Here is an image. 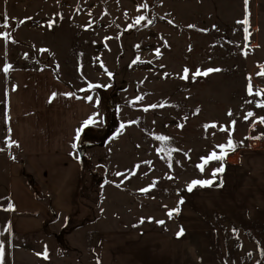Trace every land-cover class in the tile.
<instances>
[{
  "label": "rangeland",
  "instance_id": "374dc122",
  "mask_svg": "<svg viewBox=\"0 0 264 264\" xmlns=\"http://www.w3.org/2000/svg\"><path fill=\"white\" fill-rule=\"evenodd\" d=\"M245 19V0H0V264H185L211 239L223 248L228 231L229 259L262 264L264 147L249 142L264 141V96L248 86L264 90V0H248ZM198 69L219 71L193 78ZM30 70H50L92 106L72 149L75 206L48 199L7 143L8 90ZM229 132L235 149L201 171Z\"/></svg>",
  "mask_w": 264,
  "mask_h": 264
},
{
  "label": "crops",
  "instance_id": "0c3cea01",
  "mask_svg": "<svg viewBox=\"0 0 264 264\" xmlns=\"http://www.w3.org/2000/svg\"><path fill=\"white\" fill-rule=\"evenodd\" d=\"M59 79L61 81L50 70L17 73L14 84L8 90L7 139L15 142L12 145L20 146L28 165L30 163L32 173L36 179L39 177L41 180L39 184L48 199L53 200L54 197L57 202H60L70 198L74 202L71 204L75 206L80 188V163L74 159L72 149H74L76 132L80 125L91 116L92 106L89 102L77 97L70 83ZM53 93L56 95L49 102ZM231 157L234 160L238 158L240 162L236 153L229 156L228 162ZM238 162H232L231 165H237ZM221 224H225L221 225L222 227L227 225ZM226 235V241L227 239L231 241L229 231ZM242 237L244 241H249L250 233L246 232ZM228 241L223 248L215 249V242L211 239L210 250L207 251V248L202 247L201 252L195 251V264H235L229 256L231 254L233 258V255L234 257L237 255L232 252V248L229 250L231 243L229 244ZM200 245H203L202 238ZM128 249H121V251ZM240 256L241 264H250V253ZM260 256L264 257L263 254ZM207 257L210 260H207ZM119 260L120 258L116 256L115 264H118ZM194 260L192 257L186 258L185 264H193ZM127 261V258H123L121 262Z\"/></svg>",
  "mask_w": 264,
  "mask_h": 264
},
{
  "label": "snow or ice",
  "instance_id": "6c2138e0",
  "mask_svg": "<svg viewBox=\"0 0 264 264\" xmlns=\"http://www.w3.org/2000/svg\"><path fill=\"white\" fill-rule=\"evenodd\" d=\"M247 2H248V0H245V5H246V19H245V21H241V22H238V23H246V21H247ZM142 7H147V5H143ZM30 19V18H29ZM145 19V17L144 16H139V17H137L136 18V20H135V24H139L142 20H144ZM152 21L151 20H149L148 21V23H151ZM3 23H4V26H7V23H8V18L7 17H5L4 18V21H3ZM171 23V22H170ZM134 25H129V28H131V27H133ZM49 27H51V24L49 25ZM189 27H194V26H192V25H189ZM245 32H246V36H245V39H247V29H245ZM0 37H3V38H5V39H7L8 37H9V34L8 33H0ZM43 51V50H42ZM157 55H159V50H157ZM137 59H139V58H137ZM137 61H133V63H136ZM5 73H7L9 70H10V66L9 65H5L4 66V68L2 69ZM212 71H219V69H208V70H206L205 72H203V73H201V71L198 69L197 70V72L195 73V75L193 76V78H195V76H199V75H208V73H210V72H212ZM187 74H188V69H185L184 70V75L181 77L182 79H186L187 78ZM109 75H111L110 73H109ZM258 75H262V76H264V72H260V73H258ZM90 87H92V85H90ZM248 93H249V95H253V94H255V95H257V96H264V90H258V91H256L255 93H253V90H252V86H251V84H249V86H248ZM55 95H56V93H53L52 94V97H50L49 98V102H51V99L53 98V97H55ZM69 95H71V94H69ZM88 99L89 100H91V97H88ZM137 99H142V97H137ZM160 107H163L164 105L163 104H161V105H159ZM257 107H261V108H264V100H261L260 102H258L257 103V105H256ZM150 107H157V105H151ZM145 110H147V109H145ZM229 115H231V112H229ZM253 115V113H251V112H249L247 115H246V117H245V119H247L248 117H250V116H252ZM259 122L260 123H264V117H261L260 119H259ZM87 123V122H86ZM235 122L233 121V124H234ZM123 127V126H122ZM207 127H216V125L215 124H212V125H205V128H207ZM220 130L221 131H227V129H225L223 126H221V128H220ZM79 131L80 130H77V132H78V135H79ZM78 135H77V138H78ZM257 139H259V138H261V137H256ZM156 139L157 140H160V141H167L169 138L168 137H164V136H157L156 137ZM7 143H8V145L9 146H11L12 144H15V142L14 141H10V139H7ZM235 143L233 142V140H232V138H231V132H229V139H228V141H227V143L226 144H222V145H218L217 147L221 150L220 151V154L219 155H217L215 152H213V153H211L210 155H209V157H207V158H202V161H203V163L201 164V165H197V167H199L200 168V170L201 171H203V165L204 164H206V163H208V161L209 160H220V159H223V157H225L226 155H227V151L226 150H234L235 149ZM73 147H75V144H73ZM3 149H0V151H2ZM158 151H162V149H158ZM223 171V166L221 167V168H219V169H215L214 171H213V177H215L216 176V174L217 173H219V172H222ZM119 175V174H118ZM169 178H171V177H169ZM155 183V182H154ZM213 183V181L212 180H208V181H192L189 185H188V190L189 191H191L192 190V187L194 186V185H202V186H210L211 184ZM141 191H148V189L147 188H145V189H142ZM183 201L181 200L179 203H182ZM12 205L10 204L9 205V210H11L12 209ZM179 211V206L176 208V209H173V210H170L169 211V213H168V215L171 217L174 213H177ZM149 219H151V218H149ZM141 223H143V219H141ZM157 223H160V224H162L163 223V221H158ZM6 230H10V227L8 228V229H6ZM182 231L183 230H181V232H178L177 233V236L179 237L180 235H182ZM0 234H2V233H0ZM2 250H3V244L2 243H0V253H2ZM39 255V254H38ZM45 258H47V256H46V254H45Z\"/></svg>",
  "mask_w": 264,
  "mask_h": 264
},
{
  "label": "trees",
  "instance_id": "16d2710c",
  "mask_svg": "<svg viewBox=\"0 0 264 264\" xmlns=\"http://www.w3.org/2000/svg\"><path fill=\"white\" fill-rule=\"evenodd\" d=\"M90 119H91V116L89 117V118H87L86 119V121H84L81 125H80V127H79V135H78V132H76V136H75V138H74V144H75V147L74 148H76V147H78V145H79V142H80V138L82 137H84L85 136V133H86V128L87 127H89L90 125H91V122H90ZM87 122V123H86ZM77 135H78V138H77ZM82 140L83 139H81V143H82ZM85 141V140H84ZM83 152V151H82ZM47 198H48V196H46Z\"/></svg>",
  "mask_w": 264,
  "mask_h": 264
},
{
  "label": "built area",
  "instance_id": "2783aa9c",
  "mask_svg": "<svg viewBox=\"0 0 264 264\" xmlns=\"http://www.w3.org/2000/svg\"><path fill=\"white\" fill-rule=\"evenodd\" d=\"M249 144L253 149H262L264 147V141L261 139H253Z\"/></svg>",
  "mask_w": 264,
  "mask_h": 264
},
{
  "label": "water",
  "instance_id": "95a60500",
  "mask_svg": "<svg viewBox=\"0 0 264 264\" xmlns=\"http://www.w3.org/2000/svg\"><path fill=\"white\" fill-rule=\"evenodd\" d=\"M78 153L80 154V156L82 155V151L80 149H78Z\"/></svg>",
  "mask_w": 264,
  "mask_h": 264
}]
</instances>
